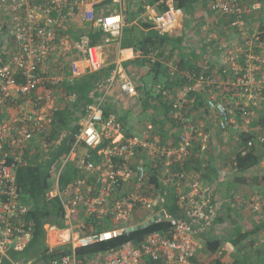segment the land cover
<instances>
[{"label": "built area", "instance_id": "obj_1", "mask_svg": "<svg viewBox=\"0 0 264 264\" xmlns=\"http://www.w3.org/2000/svg\"><path fill=\"white\" fill-rule=\"evenodd\" d=\"M128 7L130 14L142 8L140 17L163 34L171 36L179 26L176 0H0V113L7 118L0 120V264H23L11 255L27 249L33 239L34 208L24 202L19 169L46 166L65 140L69 149L52 164L45 198L58 202L62 212V227L48 229L49 252L68 247L69 253L44 264H205L199 238L212 227L205 211L210 199L200 176L184 165L196 147L204 150L213 137L210 128L193 120L192 112L196 97H203L205 110L196 111L207 119L213 116L222 133L235 132L236 142L253 127L264 94V56L261 34L248 24L247 15L258 8L246 9L243 0H212L211 11L228 19L239 44L225 46L220 57L191 59L190 70L180 71L171 63L168 73L175 88L155 86L157 95L172 101L174 118L183 127L174 144L154 124L131 134L123 116L107 115L106 100L116 87L124 97L138 95V85L124 66L141 57L122 48L124 30L131 26ZM97 32L106 35L105 45L90 44V35ZM115 45L119 56L108 63L104 49ZM126 52L131 53L128 59ZM157 55L148 56L152 64L159 61ZM109 67L110 76L97 84L98 96L91 93L79 127L75 130L72 123L54 138L61 100L78 101L65 85L74 86L83 76ZM174 205L183 215L177 221ZM250 207L262 215L264 197L253 196ZM160 220L174 226L86 259L76 253ZM224 247L213 259L234 264L223 258Z\"/></svg>", "mask_w": 264, "mask_h": 264}, {"label": "trees", "instance_id": "obj_2", "mask_svg": "<svg viewBox=\"0 0 264 264\" xmlns=\"http://www.w3.org/2000/svg\"><path fill=\"white\" fill-rule=\"evenodd\" d=\"M192 1L193 0H176V7L178 10L190 13L192 10ZM128 11L129 7L127 8V13L130 12ZM134 19L130 18L128 19V22L131 24L134 22ZM90 37L91 45H105L106 35L103 33L97 32L95 34H91ZM184 40V36L178 37L163 34L153 29V26L148 23L141 22V24H132L131 26L125 28L122 47L124 49H133L135 52L141 54L140 58L132 60L128 63L132 66L133 79L136 84H138L142 76L152 74L155 77L154 82H157V85L161 84L164 88L174 89L176 82H174V79L168 74V69L164 67L160 61L152 64L148 56L151 52L156 51L158 53L157 56H162V54L168 53L170 59L175 60L176 65H178L181 69L180 71L190 70L192 66L189 58H192L195 61L199 56L195 53H186V55H189L188 57L180 54L184 52ZM174 50L178 52V56L175 55ZM111 70L112 67L106 68L94 74L85 75L75 83V86H68V89L73 92L75 91V93L79 95L80 101L75 102V106L73 105L71 108H66V110L59 113L53 132L54 138L59 137L62 132L70 129V125L72 123L75 124V130L79 127V121L86 115V105L91 102L88 98V93L92 91L100 81L104 78H108ZM161 75L163 77L162 82L159 81V77ZM179 83L181 84V82ZM138 92L142 96L140 101L143 103L144 112H147V115H149L150 120L146 121L147 124H154L157 133L160 134L165 141L170 140L174 144H177L181 139L183 127L179 121L174 118V116H170L171 114L174 115L176 112V108L174 107L172 101L163 100L161 96H157L153 91H148L146 86H139ZM196 98V104L194 105L195 108L205 110L204 98L201 96ZM107 115H109L108 112ZM3 116L5 115L0 113V120H3ZM170 119L176 120L175 124L170 122ZM121 120L124 125L127 126L128 120L126 118H122ZM257 120L253 125V127H257V130H246L235 144L234 159L232 161L231 170L234 173V180L238 186L247 185L249 183V173L259 167L264 161V140H261V138L264 139V128H261L262 123H264V117H260ZM68 149L69 141L65 140L59 149L57 148L52 152V159L54 160H50V163L46 166L36 164L31 167L20 168L18 171V182L23 191L24 202L34 208L30 215L34 221V234L32 242L24 251L20 253H12L11 255L14 260L20 263L22 262L23 264H26L30 261H33L31 264L51 263L52 261H57L62 256L69 253L67 249L68 247H58L52 252H49L47 241L48 229L51 226L62 227V223L59 220L62 212L58 202L47 201L45 198V194L51 184L52 164L54 161L62 159ZM201 151L202 149L200 146L193 150L191 158L184 165V169L187 172H195L201 176L199 167ZM153 181H157L156 177L153 178ZM180 211L181 210L174 205L172 208L174 221L183 217ZM232 214L236 218L237 209L236 214L231 213L229 214V217H232ZM262 216H264V214H262ZM234 217L233 219L235 220ZM217 222L223 223L224 220L223 218L218 217ZM173 226L174 223L171 221H156L147 228L124 232L122 235L114 238L113 240L99 242L93 246L77 249L76 253L78 257L82 259H86L89 254H104L107 251L119 248L127 242H141L150 234L167 231ZM211 230L212 229L208 230V232ZM261 230H264V221L255 225L252 229L245 228L242 230L239 227L228 239L223 238L222 236L211 238L207 237L205 241V250L209 253V255H211V257H207V259L204 260V263L221 264L220 260L213 259V255L219 252V250L228 242H231L233 247L237 250H243L246 243H249L254 249L255 240L258 238ZM254 253L256 255V259L260 262L259 264H264V251L255 249ZM200 254L203 257L202 253ZM241 263L254 264L248 261L247 256L239 257L234 261V264ZM3 264H10V262H4Z\"/></svg>", "mask_w": 264, "mask_h": 264}, {"label": "crops", "instance_id": "obj_3", "mask_svg": "<svg viewBox=\"0 0 264 264\" xmlns=\"http://www.w3.org/2000/svg\"><path fill=\"white\" fill-rule=\"evenodd\" d=\"M211 1L212 0H193L191 4L192 10L190 13H185L183 11H180L181 19H180L179 26H177V28H175L172 31V35H171V36H178V37L184 36L185 38L184 43H183L184 52L180 54L186 55V53L187 54L195 53L198 56L220 57L221 52L224 51L223 48L225 46L230 48V47H233L239 44L240 38L237 32H235L234 28L231 27V24L228 21V19L220 15H217L211 11V8H210ZM243 2H244V6L246 9H251L253 8V6H256L258 8V10L251 11L250 14L247 15V20H248V24L252 26L253 28H255V30L257 29L261 34V47H260L261 49L260 50H261V55L264 56V0H243ZM136 8H138V10L133 9V11L135 12L133 14L135 18L134 20H138L137 18L141 19L140 15L142 12V8L140 7H136ZM130 10L131 8H129V11ZM145 21L146 20L142 18L141 20L135 21V22H139L141 24V22L145 23ZM132 24L134 25V22L131 23V25ZM104 50H105V55H106L108 63H111L112 61H114L116 56H119V48L116 45L112 47H106ZM126 50H129V49H126ZM126 53L125 55L127 56L123 55L124 58H127V59L130 58L131 53L129 52H126ZM175 55L176 56L179 55L177 51H175ZM186 56L188 57L189 55H186ZM157 58L159 59L160 62H162L163 66L168 69V71H169V65L171 63H176L174 59L173 60L170 59L168 53H164L162 54V56L159 55L157 56ZM191 59L192 58H189V61ZM131 61L132 60L127 61L124 64V66L130 71V73L133 76L132 66L128 64ZM104 79L106 80L107 78H104ZM104 79L100 81V83L104 82ZM137 85L138 87L145 86L144 84H140V82H138ZM156 85H157V82H154L152 85H150L147 88V90L148 91L151 90L155 93L154 89ZM158 85H161V84H158ZM65 90L69 93H75V91L73 92L72 90L68 89L67 85H65ZM95 90H96V87L88 93V98L90 100L92 98L91 93H94ZM94 94H95L94 96H98L97 92ZM77 97H78V101L76 102H79L80 101L79 95ZM141 97L142 96H139V92H138V95L134 98L124 97L121 94L119 88L116 87L107 97V100H106L107 112L110 115L119 114V116H123L122 118H126L129 122V114L132 112V110L136 111V116L137 115L140 116V114L144 112V108L142 105L143 103H141L140 101ZM61 102L63 105L62 111L66 110V108H71L73 105L75 106V103L72 104L64 99L61 100ZM137 105H138V108L136 109ZM196 110H199V109L196 108ZM196 110L192 112L193 120L197 124H200L201 126L210 128L212 131V137H213L212 142L215 141L212 144V146H210L211 150H210V155L208 157L209 159L207 158L205 159V157L200 155V161H199L200 162L199 164L200 174L202 177L201 180L203 182V190L205 191L204 194L210 199V204L207 207V210L205 211H206V214L209 215L211 218L212 227L210 229H212L213 227L215 228L221 225L220 223L217 222V220H214L215 217H220L219 215L227 214L226 211H230L231 213L236 214V209H237L236 219L239 222V220L241 219L240 214H242V207L244 206L243 203H246L247 201V204L250 207V199L253 197L250 198L249 196L247 200H244L245 198H244V194L242 193V191L244 189V186L246 185L238 186L237 183H235L234 173L231 170L232 161L234 158L233 156H229V155L225 156L222 154L223 152H226V153L229 152L228 150L229 148H227V145H226L227 142L225 143L224 138H223L224 136H226L225 134H228V133L233 134L232 137L235 142H234V146L232 147V150L234 152L235 144H236L235 132L230 131L227 133H222L221 131L218 130V128H216V124L214 123L213 116H209V119H207L205 117L206 114H203L202 112L199 113L200 110L199 112ZM256 115L264 116V94L260 100L259 106L257 107ZM170 116H174V115L171 114ZM6 119L3 116V120H6ZM170 122H173V124H175L176 120L170 119ZM131 128L132 127L127 125L128 130H130ZM251 128L253 129L254 127H251ZM249 183L250 185L253 184V179L250 178V175H249ZM223 186H225V188ZM176 200L177 199H175V201ZM255 215H257V213H255ZM235 225L239 226L238 223H235ZM252 228H254V224L251 222V219H250L247 229H252ZM241 229L243 230V228ZM213 232L216 233L217 231L215 230ZM261 233L264 234V230H261L260 234ZM207 234H209V232L205 233V237L207 236ZM260 234L258 235V237L262 236ZM257 244H258V239L255 240V246ZM224 246H225L224 248L227 247L230 250H233V249L235 250L231 242L226 243ZM247 259L249 262H252L254 264L260 263L259 260L256 259L255 254L250 258L248 257Z\"/></svg>", "mask_w": 264, "mask_h": 264}, {"label": "rangeland", "instance_id": "obj_4", "mask_svg": "<svg viewBox=\"0 0 264 264\" xmlns=\"http://www.w3.org/2000/svg\"><path fill=\"white\" fill-rule=\"evenodd\" d=\"M134 14V13H133ZM130 18H133L134 19V15H129L128 14V19ZM142 19V18H141ZM140 19V20H141ZM138 24H140L138 22ZM163 80V77L162 75L160 76L159 78V81H162ZM155 81V77L154 75H145V76H142L141 80L139 81L140 84H144L146 86V88H148L150 85H152ZM139 96H141V94L139 93ZM138 108V105L136 107V109ZM138 113V112H137ZM260 117H264V116H258V119ZM150 120L149 119V115H147V112H143L140 114V116H136V111L135 110H132V112L129 114V122H128V126L132 127L130 129V133L131 134H136L137 133V130L139 129H142L144 128V126H146L147 122ZM259 121V120H257ZM262 127L261 128H264V123H262L261 125ZM257 127H254L253 129L254 130H257L256 129ZM129 129V128H128ZM260 129V128H259ZM226 136H224V141L225 143L227 142V148H229V152L226 153V152H223L222 154L225 155V156H234V152L232 150V147L234 146V140H233V134L232 133H228V134H225ZM232 138V139H231ZM215 141L213 142H210V144H208V146L202 150V152L200 153V155H202L203 157H205V159H209V155H210V146H212V144L214 143ZM207 162V161H206ZM201 175V174H200ZM250 175V178L253 179V184L250 185V183L246 186H244V189L242 191V193L244 194V200H247V198H250L253 197V196H259V197H264V161L263 163L257 167L256 169H254L252 172L249 173ZM200 178H202L200 176ZM256 179V180H255ZM225 188V186H223ZM247 204V201L246 203H243V207H242V214L241 215V219L238 220L234 217V215L232 217H229V214H231L230 211H226L227 214H223V215H219L221 218H223L224 222L223 224L220 223L221 225L217 226V227H213L212 230L209 232V235H207L206 237H201L199 238V241H201L202 243V246H203V249L201 251L203 257H208L209 253H207V251L205 250V241L207 239V237L211 238V237H223V238H230L232 236V234H234L236 232V230L240 227V228H243L245 229V227L247 226L248 227V224L250 222V219H251V222L255 225L259 224L261 221L263 222L264 221V216L260 215V214H257L255 215L254 212H252V209L251 207L248 206ZM222 213V212H220ZM224 213V212H223ZM264 214V212L262 213ZM233 217L235 218V220L233 219ZM218 217H215L214 220H217ZM234 223H238L239 224V227L237 225H235ZM245 225V226H244ZM244 226V227H243ZM246 227V228H247ZM217 231L216 233H214L213 231ZM262 236L261 237H258V244L256 245V250H263L264 251V235L263 233L261 234ZM58 236V234H57ZM54 239V237H52ZM59 238V236H58ZM53 239H50L51 243L54 244V240ZM255 250L252 248V246L249 244V243H246L245 247L243 248V250H230L229 248L225 249L224 251V254H223V258H225V260L227 261H235L237 258L239 257H242V256H247V258L249 257H252L255 253ZM243 253V254H241ZM241 254V255H240ZM255 257V256H254Z\"/></svg>", "mask_w": 264, "mask_h": 264}, {"label": "water", "instance_id": "obj_5", "mask_svg": "<svg viewBox=\"0 0 264 264\" xmlns=\"http://www.w3.org/2000/svg\"><path fill=\"white\" fill-rule=\"evenodd\" d=\"M149 226H150L149 223H145V224H143V225L138 226L137 228H135V230L144 229V228H147V227H149Z\"/></svg>", "mask_w": 264, "mask_h": 264}, {"label": "bare ground", "instance_id": "obj_6", "mask_svg": "<svg viewBox=\"0 0 264 264\" xmlns=\"http://www.w3.org/2000/svg\"><path fill=\"white\" fill-rule=\"evenodd\" d=\"M156 14V13H155ZM58 236L59 237H62V236H65V234L64 233H62V234H58Z\"/></svg>", "mask_w": 264, "mask_h": 264}, {"label": "clouds", "instance_id": "obj_7", "mask_svg": "<svg viewBox=\"0 0 264 264\" xmlns=\"http://www.w3.org/2000/svg\"><path fill=\"white\" fill-rule=\"evenodd\" d=\"M256 246L254 247V250H255Z\"/></svg>", "mask_w": 264, "mask_h": 264}]
</instances>
